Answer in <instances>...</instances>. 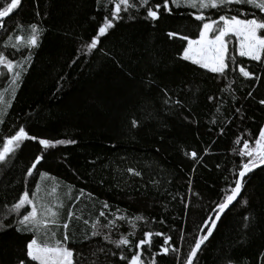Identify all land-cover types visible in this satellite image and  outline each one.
I'll return each instance as SVG.
<instances>
[{"label": "trees", "instance_id": "trees-1", "mask_svg": "<svg viewBox=\"0 0 264 264\" xmlns=\"http://www.w3.org/2000/svg\"><path fill=\"white\" fill-rule=\"evenodd\" d=\"M104 2L101 0L97 5L96 0H35V3L22 0V5L5 18L0 46L18 22L27 25L39 21L46 31L39 47L33 50L31 66L19 84L15 99L11 98L10 89L5 92L12 106L7 109L5 124L0 125V141L20 125L37 137L76 140L75 144L49 149L38 168L63 185H73V196L81 188L92 193L91 200L85 195L76 206L78 211L83 210L82 218L98 217L105 201L110 207L104 211L110 219L113 218L110 214H116L117 209L128 218H145L133 220L135 229L127 220L116 221L119 227L112 231V239L133 232L128 238L135 251V242L143 238L145 231H161L177 242L181 248L180 264H183L198 226L209 214L208 208L223 196L222 189L235 178L231 170L240 157L233 148L242 146L235 145V139L258 135L259 127L264 126L261 106L252 98H245L248 91L257 98L264 97V86L238 77V83L232 85L236 96L233 99L219 91L225 86L224 81L213 79L212 74L201 75L202 70L174 59L186 42L178 38L169 41L164 33L179 31L183 25L195 29L198 22L187 15V9H176L172 16L165 15L155 22V27L134 11V20L122 13L125 18L101 38L97 50L80 55L81 45L90 42L103 17L110 15L111 5L106 10ZM4 3L5 0H0V6ZM37 11L40 16L36 15ZM19 34H26V30ZM8 52L11 54V50ZM24 54L27 55L26 50ZM15 58L22 57L17 53ZM149 78L174 91L186 83L185 91L199 89L198 100L183 112L189 119L195 117L196 122L189 123L183 116H169L166 126L150 121L130 130L133 115L138 120L143 115L136 105L141 102L144 84ZM7 87L6 78H0V91ZM212 94L221 99L209 103L207 96ZM221 104L220 113H215ZM241 106L245 112L243 120L231 115ZM213 119L227 121L223 135H218L219 125L209 122ZM192 151L197 152L196 159L185 155ZM38 152V143L26 141L7 168H0V205L5 202L10 205L26 187L34 188L38 175L29 177L27 183L23 176ZM120 157L125 158V166L142 169L146 173L143 179L127 177V184L113 179L119 175L114 168L120 165ZM153 178L159 181L155 186L149 182ZM47 183L51 186L54 182ZM59 191L63 193L66 189L62 187ZM241 195L248 200V205L235 203L231 207L194 264H226L229 257L233 264H241L242 260L243 264H264V257L259 256L264 252V171L256 169L249 174ZM72 203L65 198V213ZM5 210L0 207V212ZM246 214L256 218L253 228L243 227L241 217ZM100 220L106 223L105 218ZM161 220L164 222L160 223ZM83 227L82 220H73L69 228L70 236L76 233V242L70 241L68 245L77 254L76 264H126L118 257L120 251L130 257L128 247L115 249L100 237L83 240L80 231ZM180 229L186 237L182 244ZM27 239L30 234L20 235L14 229L0 232V264H15ZM152 239L153 251H158L163 237ZM100 248L104 249L103 253L98 251ZM156 259L157 264H178L171 252Z\"/></svg>", "mask_w": 264, "mask_h": 264}, {"label": "snow or ice", "instance_id": "snow-or-ice-1", "mask_svg": "<svg viewBox=\"0 0 264 264\" xmlns=\"http://www.w3.org/2000/svg\"><path fill=\"white\" fill-rule=\"evenodd\" d=\"M96 3L100 5L101 0H96ZM21 5L22 0H10V2L5 0L3 6H0V30H5V18L10 17ZM109 5H111L110 15L106 14L103 17L102 23L99 24L90 42L81 45L78 50L80 55H89L93 50H97L101 38L114 28L116 22L125 18L122 13L127 14V19L134 20L136 19V16L132 15L134 11L144 20L152 22L155 27V22L163 19L165 15L172 16L176 9H187L189 10L187 15L198 22L195 29L190 30L188 25H183L179 31L167 30L164 33L169 41L178 38L179 41L186 42L182 43L174 59L188 62L196 69L202 70L201 75L212 74L213 79L224 81L225 86L219 91L227 93L233 99H236V96L232 85L238 83V77H242L250 84L261 82L264 86V80H262L264 77V0H154V2L153 0H105L103 6L106 10ZM141 9H143L142 13ZM36 15L40 16L39 11ZM25 30L26 34H19ZM45 31V27L39 21L27 25L18 22L13 33L8 34L0 46V78H6L8 85L4 91H0V125L5 124L7 109L12 106V100H6L5 92L10 89L11 98L15 99L19 84L27 73V68L31 66L33 50L39 47ZM8 50H11V54ZM25 50L27 55L24 54ZM17 53L20 54L21 59L15 58ZM237 57L244 59L238 60ZM245 60L255 63H245ZM186 87H188L187 83L178 91H174L167 85L162 86L156 80L149 78L144 84L145 91L142 93L141 102L136 105L137 110L143 115L139 120L133 115L130 120V130L138 129L150 121H158L161 126H166L169 116H183L189 123H195V117L189 119L187 115H183V112L185 109H191L192 103L198 100L196 93L199 89L185 91ZM154 90H158L155 95H153ZM245 98L255 100L264 111V97L257 98L252 91H248ZM220 99L221 97L215 94L207 96L209 103ZM221 107H223L222 104L217 106L215 113H220ZM231 115L238 116L241 120L245 119L242 106L236 107ZM209 122L219 125L218 135L224 134L227 121L213 119ZM26 141L38 143L39 152L34 156L30 165L26 166L23 180L27 183L29 177L37 175L39 179L34 181V188L26 187L10 205L7 202L0 205L6 209L0 212V232L14 229L20 235L30 234V239L25 241L21 250L22 255L16 258L15 264H76L77 254H74V250L68 246L70 241L76 242V233L69 235L70 224L73 220H82L84 227L80 231L83 240L100 237L102 241L112 245L115 249L128 247L132 253L131 256L128 257L120 251L118 257L126 264H157L158 256H167L170 252L175 254L180 264L181 248L177 246L176 241L172 240V237L161 231H145L143 238L135 242V251L130 247L132 241L128 238L133 235V232H129L128 235L120 234L118 239H112V231L119 227L116 221L127 220L131 228L135 229L136 225L133 220H144L143 216L128 218L120 214V210L117 209L116 214H110L113 215L110 219L104 211L110 207L105 201L102 204L104 210L99 211L98 217L82 218L83 210L78 211L76 206L85 195L91 200L92 193H86L81 188L73 196V185H63L57 181L56 177L38 168L49 149H55L59 145L75 144L76 140L37 137L29 134L25 126L20 125L12 134L5 135L0 141V168H7ZM234 143L235 145L242 144L238 148H233V152L240 157L239 163L231 170L235 178L228 187L222 189L223 196L212 202L208 208L209 214L198 226L194 240L189 244L184 256L183 264H193L202 246L213 235L222 217L235 203L243 207L248 205V200L241 195L246 186V178H249V174L256 169L264 171V126L259 127L258 135L250 134L248 138L243 139L237 137ZM156 151L159 152V148ZM185 155L193 159L197 158L195 151L185 152ZM119 160L120 165L114 168V172L119 175H114L113 179L125 184L128 183L127 177L143 179L146 173L142 169L133 165L125 166L124 157H120ZM145 167L150 168L151 165L145 164ZM48 181L54 183L48 186ZM101 182H104L103 178ZM149 182L154 186L159 183L155 178ZM62 187L66 189L63 193L59 191ZM65 198L73 201L66 213L64 212ZM185 207L188 205L185 204ZM100 217L105 218L106 223H102ZM255 219L247 214L242 216L243 227L253 228ZM163 222L160 221V223ZM153 236L163 237V243L155 252L153 251ZM179 242L181 244L186 242L183 229L179 230ZM98 251L103 253L104 249L100 248ZM110 254L117 255L116 252ZM149 256L150 259L147 258ZM259 256L264 257V252H261ZM226 264H233L230 257L227 258Z\"/></svg>", "mask_w": 264, "mask_h": 264}, {"label": "water", "instance_id": "water-1", "mask_svg": "<svg viewBox=\"0 0 264 264\" xmlns=\"http://www.w3.org/2000/svg\"><path fill=\"white\" fill-rule=\"evenodd\" d=\"M205 244H206V243H205ZM202 248H203V246H202ZM199 253H200V251L198 252L197 257H198V255H199ZM195 261H196V259H194L193 264L195 263Z\"/></svg>", "mask_w": 264, "mask_h": 264}]
</instances>
